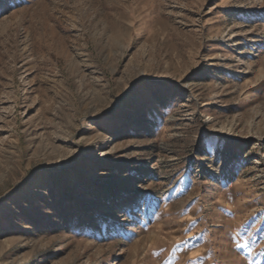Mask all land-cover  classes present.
Here are the masks:
<instances>
[{
  "label": "rangeland",
  "instance_id": "rangeland-1",
  "mask_svg": "<svg viewBox=\"0 0 264 264\" xmlns=\"http://www.w3.org/2000/svg\"><path fill=\"white\" fill-rule=\"evenodd\" d=\"M0 264H264V0H0Z\"/></svg>",
  "mask_w": 264,
  "mask_h": 264
}]
</instances>
